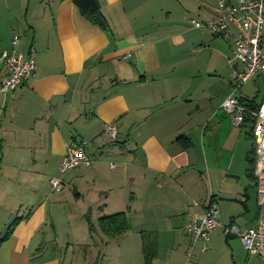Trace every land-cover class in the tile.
<instances>
[{"label":"crops","instance_id":"1","mask_svg":"<svg viewBox=\"0 0 264 264\" xmlns=\"http://www.w3.org/2000/svg\"><path fill=\"white\" fill-rule=\"evenodd\" d=\"M95 1L106 31L85 19L72 0H0V54L10 51L19 36L17 50L26 55L33 49L36 66L33 82L0 95V169L26 175L28 183L11 185L22 202L33 205L32 211L42 203L0 243V264H61L40 258L48 236L42 229L47 222L42 196L57 176L65 189L49 199L67 195L62 194L71 186L64 176L75 169L61 175L59 166L68 147L77 144H84L92 163L79 177L67 179L76 198L83 194V180L95 195L111 184L113 203L121 205L113 214L126 212L129 227L131 216L146 219L149 228L141 227V236L185 231L211 203L225 227L256 225L257 178L246 173V157L254 146L248 136L252 123L223 133L221 125L231 127L233 121L218 117L242 68L234 60V46L230 40V60L222 55L232 68L217 74L225 86L220 91L198 83L192 61L177 52L186 43L182 24L212 22L218 0ZM128 53L131 57L124 59ZM6 74L0 64V82ZM108 124L115 125V139L104 132ZM209 124H217L211 134ZM111 156L118 157L121 169L103 179L99 172ZM38 173L51 175L40 187L32 182ZM100 210L99 218L113 215ZM90 214L88 207L85 219ZM94 225L91 237L100 235ZM225 234L227 241L234 237Z\"/></svg>","mask_w":264,"mask_h":264},{"label":"rangeland","instance_id":"2","mask_svg":"<svg viewBox=\"0 0 264 264\" xmlns=\"http://www.w3.org/2000/svg\"><path fill=\"white\" fill-rule=\"evenodd\" d=\"M180 32L183 34L186 43L177 48V52L182 53L183 56L192 61V67L197 70L199 77L198 83L211 84L213 91L223 89L225 86L221 84L217 74L232 68L230 61L228 62L232 58L230 39L214 37L204 28H195L190 21L182 24ZM222 55H227L228 60L224 59ZM210 74L213 77H210ZM239 95L246 100L255 98L257 104L261 103L264 99V75L250 79L242 87ZM221 96L219 94L218 98ZM215 102L216 99L213 103ZM218 112L220 119L231 124L232 115L225 113L222 109ZM216 126L217 124H209L206 132L211 134ZM221 128L223 133L230 132L231 128L237 132L240 130V127L235 126L233 122L231 127L226 123L221 125ZM79 142L80 140H78ZM107 159V164L99 172L103 179L113 177V174L119 172L122 166L116 156ZM111 164L115 168H111ZM3 170L4 168L0 169V240L16 219H28L33 208L32 204H26L18 198L11 185V183H20L21 185L28 183L26 175L18 171L5 174ZM84 171L85 169L81 167L72 173L68 172L64 176L65 185L71 186L73 190V185H69L67 182L68 177L72 175L71 180H74ZM48 174L38 173L32 182L40 187L51 177ZM110 185H105V193L95 195L94 190L83 180L79 184L83 190L79 200L71 189L64 190L62 195L66 193L67 195L63 198L54 196L53 199H49L50 194L53 195L51 190L46 191L42 200L46 201L47 222L42 229L48 236L46 238L47 243L42 245L39 252L40 258L43 260L55 259L58 262L61 260V264H145L140 232L141 227L149 228L148 224H144L147 222L146 219H132L131 216L130 230L127 234L116 239L107 238L98 228V218L101 216L102 210L100 207L107 214L119 212L117 210H120L121 207V205L113 203V199L116 200V198L113 195V187H108ZM251 190L254 194L252 204L254 209L256 193L254 188ZM40 202L34 205V210L42 205ZM88 207L91 209L88 220L93 225L97 224L96 229L100 233L94 237L88 233V221L84 217ZM243 224L240 225L241 231L247 228V225ZM51 229H54L53 233ZM146 232L150 233L149 231ZM149 235H155L153 237L157 242L158 255L153 260V264H262L259 257L249 254L238 236L231 237L227 241L223 228H217L209 235L207 251L202 250L204 244L202 242L193 245L191 237L182 230L174 232V235L162 232L159 235L153 233ZM85 243L88 245H84Z\"/></svg>","mask_w":264,"mask_h":264},{"label":"built area","instance_id":"3","mask_svg":"<svg viewBox=\"0 0 264 264\" xmlns=\"http://www.w3.org/2000/svg\"><path fill=\"white\" fill-rule=\"evenodd\" d=\"M219 11L210 23L191 20L197 29L204 28L215 36L229 38L234 46V60L241 65L235 73L230 93L221 104V109L233 116L236 126H243L245 115L255 119L253 138L255 145V176L257 178L258 214L256 225L245 230L237 227H225L218 218L217 205L211 203L205 212L186 224L185 232L191 236L193 245L198 242L207 243L209 235L217 228H223L228 235L238 236L245 249L252 256H257L264 264V99L255 110L244 106L239 95L242 87L252 78L264 75V0H235L226 3L218 0ZM19 36L11 41V50L0 54V64L6 68L7 74L0 82V95L14 91L20 85L28 84L36 79L35 53L31 49L24 55L17 50ZM131 57L125 54L124 59ZM104 132L115 139L114 124L105 126ZM92 160L85 151L84 144L71 145L60 163V173L64 174L76 168H88ZM52 194L64 189L60 177L49 181ZM206 249V246L204 247Z\"/></svg>","mask_w":264,"mask_h":264},{"label":"trees","instance_id":"4","mask_svg":"<svg viewBox=\"0 0 264 264\" xmlns=\"http://www.w3.org/2000/svg\"><path fill=\"white\" fill-rule=\"evenodd\" d=\"M75 6L79 9L81 15L91 22L93 25L99 26L102 30L106 31L108 29L107 22L102 15L99 6L95 0H72ZM241 103L250 108V109H257L260 105L256 103L255 98L252 100H246L242 98ZM255 119H253L250 115L246 114L244 119V125L246 123H252L250 130L248 131V136L253 138V127L255 124ZM255 146V145H254ZM252 146L251 151L248 153L246 157V162L248 165V169L246 171L247 176L254 180V170L256 164V155H255V147ZM254 147V148H253ZM61 174V173H60ZM63 175V174H61ZM60 177V176H57ZM61 178V177H60ZM62 179V178H61ZM63 182V181H62ZM64 184V183H63ZM130 209V207H128ZM22 219H16L7 229L4 237L0 240L2 241L7 240L12 232L13 229L17 226V224ZM89 224V233L93 234L95 228L93 224H91L87 218ZM98 227L102 234L109 239H116L119 238L129 231V221L127 218L126 212H121L109 216H103L98 219ZM142 245H143V254L145 258V264H152L153 259L157 256V243L156 239L153 236L142 233Z\"/></svg>","mask_w":264,"mask_h":264}]
</instances>
